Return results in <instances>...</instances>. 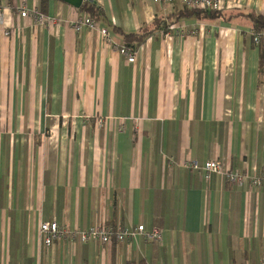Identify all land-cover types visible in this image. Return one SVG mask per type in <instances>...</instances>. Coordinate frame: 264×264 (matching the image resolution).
<instances>
[{
	"label": "crops",
	"instance_id": "obj_1",
	"mask_svg": "<svg viewBox=\"0 0 264 264\" xmlns=\"http://www.w3.org/2000/svg\"><path fill=\"white\" fill-rule=\"evenodd\" d=\"M22 1L52 23L22 17ZM93 1L116 46L158 25L134 62L76 31L87 13L64 1L0 0V264H264V42L248 17L264 0H226L204 20L176 17L178 2ZM211 158L259 185L182 165ZM51 220L67 233L46 246ZM96 224L162 238L69 234Z\"/></svg>",
	"mask_w": 264,
	"mask_h": 264
},
{
	"label": "built area",
	"instance_id": "obj_2",
	"mask_svg": "<svg viewBox=\"0 0 264 264\" xmlns=\"http://www.w3.org/2000/svg\"><path fill=\"white\" fill-rule=\"evenodd\" d=\"M89 2L92 0H83V2ZM154 3H162L164 5L173 6L178 2L182 7L187 8H201L205 10H220L222 3L226 0H146ZM15 8L22 17L31 18L36 24L52 23L53 18L41 12L38 8L29 9L25 3L22 1L19 4H15ZM3 7L0 5V25H3ZM73 28L76 31H80L83 28H88L89 30H97L100 34L102 40L109 46L118 49L120 54L124 55L128 62H134L136 58L137 49H130L126 45L116 46L113 39L110 37L109 32L105 28H100L97 21L90 17L88 14H82L77 17L73 23ZM7 34V32H5ZM250 35L255 44L264 42V29L255 30L252 28L250 30ZM95 122L101 124L104 122L102 117H97ZM184 167L190 170H196L203 173L205 178H209L212 174H218L222 179L233 182L237 186H243L246 180L253 185H259L260 178L257 176H248L240 170H231L227 168L221 160L217 158H211L203 163L197 160L187 159L182 164ZM39 231L42 236V241L46 246H52L54 241L62 238L66 235L67 229L64 226L58 224L55 220L43 221L39 225ZM69 232V231H68ZM70 236H78L82 242L88 240H95L100 243L115 242L123 243L129 241L130 239L142 235L143 237L153 240L161 241L162 232L158 227H151L146 230L143 224H137L136 226H121V225H111V224H96L88 229L80 230L75 229L69 232Z\"/></svg>",
	"mask_w": 264,
	"mask_h": 264
},
{
	"label": "trees",
	"instance_id": "obj_3",
	"mask_svg": "<svg viewBox=\"0 0 264 264\" xmlns=\"http://www.w3.org/2000/svg\"><path fill=\"white\" fill-rule=\"evenodd\" d=\"M46 0H41V2H45ZM79 11L87 13L90 17L95 20H98L103 11L100 6H98L93 0L92 1H85L82 5L78 8ZM176 17L181 16H195L200 20L204 19H212L216 17H220L224 15V12L221 10H205L201 8H187L183 7L181 10L176 12ZM248 17L251 19L252 27L255 30H262L264 29V14H248ZM158 25L154 29H156ZM153 28L143 27L138 32H131V33H123V38L125 40V45L130 49H136V47L144 41V39L154 30ZM121 33V32H120Z\"/></svg>",
	"mask_w": 264,
	"mask_h": 264
},
{
	"label": "water",
	"instance_id": "obj_4",
	"mask_svg": "<svg viewBox=\"0 0 264 264\" xmlns=\"http://www.w3.org/2000/svg\"><path fill=\"white\" fill-rule=\"evenodd\" d=\"M61 1H64L76 8H79L83 3V0H61Z\"/></svg>",
	"mask_w": 264,
	"mask_h": 264
}]
</instances>
